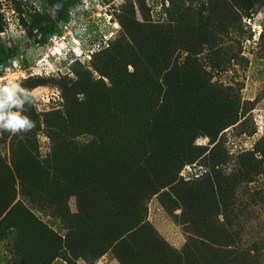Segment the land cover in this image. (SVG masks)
I'll list each match as a JSON object with an SVG mask.
<instances>
[{
	"label": "trees",
	"instance_id": "1",
	"mask_svg": "<svg viewBox=\"0 0 264 264\" xmlns=\"http://www.w3.org/2000/svg\"><path fill=\"white\" fill-rule=\"evenodd\" d=\"M74 1L46 0L54 17L34 12L28 24L23 22L26 34L43 42ZM245 1L250 6L259 2ZM185 36L182 44L179 38ZM185 36L175 39V48L185 50V45L194 52L199 35L194 42L191 33ZM160 44L162 51L158 39L148 48L136 45L140 56L136 63L130 61L136 73L113 77L119 74L102 68L110 73V85L89 84L86 76L76 80L67 104L48 119L51 147L44 162L32 155L30 139L12 142L10 165L0 163V238L9 230L17 232L13 245L20 254L25 250L24 264H50L59 256L92 264L108 250L119 264H242L236 251L228 250L236 236L226 227L228 209L218 175L226 154L218 141L207 155L204 147L189 143L200 134L213 142L236 121L234 105L198 72L180 78L174 72L177 65L161 72L154 59ZM84 133L89 141L77 140ZM258 154L264 156V138L247 162H239L244 178L255 176ZM202 157L214 175L178 190L180 168ZM158 192L181 207L180 217L195 236L182 252L168 249L146 220V201ZM70 196L76 202L74 213L67 206ZM31 208L59 216L65 234L46 227Z\"/></svg>",
	"mask_w": 264,
	"mask_h": 264
},
{
	"label": "rangeland",
	"instance_id": "2",
	"mask_svg": "<svg viewBox=\"0 0 264 264\" xmlns=\"http://www.w3.org/2000/svg\"><path fill=\"white\" fill-rule=\"evenodd\" d=\"M34 12L55 14L46 0H0V85L12 80L30 92L17 90L13 98L22 102L21 107L11 105L7 110L35 122L30 130L15 134L0 129V163L10 165L16 139L26 144L30 139L32 155L44 162L51 147L48 119L67 104L76 80L86 76L89 84L101 86L102 81L110 85V73L104 74L102 68L119 74L113 77L136 73V64L130 62L136 63V55L140 56L136 45L145 43L148 48L158 39L163 50L161 44L159 52L154 47V59L161 72L172 71L173 65H177L174 72L180 78L198 72L234 105L236 121L221 130L215 141L200 134L189 143L204 147L207 155L218 141L226 154L218 173L225 191L226 220H231L225 223L236 236L228 250L234 249L242 264H264V156L256 155L255 176L244 178L239 163L247 162L255 144L264 138V0L253 6L245 0H75L43 42H36L25 31L23 22L28 24ZM189 33L193 42L194 35L200 36L196 50L187 51L185 45V50H177L175 39ZM187 38L179 40L184 44ZM76 97L80 99L81 94ZM3 99L0 91V110ZM89 139L87 133L77 136L81 142ZM202 158L180 168L178 190L206 174L214 175ZM173 204L171 198L158 192L146 201L145 217L168 249L182 252L195 236L180 217L181 207ZM67 206L70 213L76 212L73 196ZM31 211L46 227L65 234L66 224L59 216L36 208ZM16 234L9 230L6 238H0V264H24L25 250L20 254L13 245ZM50 264L86 263L81 258L68 261L59 256ZM92 264L119 262L114 251L108 250Z\"/></svg>",
	"mask_w": 264,
	"mask_h": 264
},
{
	"label": "clouds",
	"instance_id": "3",
	"mask_svg": "<svg viewBox=\"0 0 264 264\" xmlns=\"http://www.w3.org/2000/svg\"><path fill=\"white\" fill-rule=\"evenodd\" d=\"M19 90L21 92L30 93L28 89L21 86L15 81H8L6 84L0 85V91L4 94L3 110H0V129L12 132L13 134L19 131H27L35 126V122L27 115H23L18 111L7 110L11 105L19 107L21 101L14 99V93Z\"/></svg>",
	"mask_w": 264,
	"mask_h": 264
}]
</instances>
